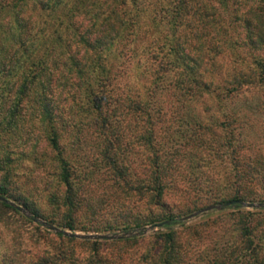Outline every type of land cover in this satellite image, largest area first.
<instances>
[{"label":"trees","instance_id":"1","mask_svg":"<svg viewBox=\"0 0 264 264\" xmlns=\"http://www.w3.org/2000/svg\"><path fill=\"white\" fill-rule=\"evenodd\" d=\"M215 2L0 0L2 181L16 176L13 156L31 163L48 159L55 182L63 188L61 207L67 212L58 215L57 226L73 231L85 181L100 171L108 183L91 199L83 194L91 204L132 213L125 215L123 230L157 223L166 228L151 237L111 240L104 255L100 242L63 232L54 234L59 244L53 251L39 247L32 230L29 241L36 246L15 242L10 264L202 263L197 231L172 226L185 213L252 196L243 187L246 162L233 174L240 183L238 192L215 201L211 184L218 157L216 123L202 125L195 116L196 104L213 93L243 97L264 85L263 58L253 62L256 73L247 74L243 68L233 69L229 79L209 77L220 53L214 44L221 21ZM221 2L230 16L233 1ZM231 16L241 25L249 47L264 48V5L242 13L236 9ZM172 24L189 25L190 30L175 33ZM164 29L171 33L162 42ZM62 139L72 148L71 159L60 145ZM41 142L44 151L38 153ZM222 145L227 149L231 142L223 139ZM233 158L236 166L237 156ZM75 160L87 163L78 168ZM187 185H205L203 204L189 199ZM171 190L182 193L183 205H169L166 196ZM0 195L21 202L2 185ZM1 207L14 210L5 200ZM248 221L249 252L237 250L241 264L256 260L259 250ZM136 245L142 246L140 251Z\"/></svg>","mask_w":264,"mask_h":264},{"label":"rangeland","instance_id":"2","mask_svg":"<svg viewBox=\"0 0 264 264\" xmlns=\"http://www.w3.org/2000/svg\"><path fill=\"white\" fill-rule=\"evenodd\" d=\"M221 1L215 2V6L218 7L215 13L221 21L218 24L217 41L214 42L219 47L220 53L215 58L216 68L212 73L210 72L209 77L212 80H221L228 75L229 79L233 69L243 68L247 69V74L256 73L257 67L253 62L264 59V48L253 49L248 46L241 25L238 21H234L231 14L236 9L242 13L250 7L264 5V0H229L230 3L233 1V4H230V10L233 11L230 16L223 11ZM171 28L174 32L181 33L190 30L189 25L175 27L172 24ZM170 33L171 30H162L161 41L169 40ZM112 58L110 57L108 62L113 65L115 60ZM137 79L139 80L138 76ZM130 81L138 86L140 84L135 79ZM261 87V89L248 92L243 97L226 96V92L222 91L218 92L215 97L213 93V97L205 96L203 101L196 104L195 116L202 125L208 122L216 123L218 157L213 176L214 183L211 184V193L214 194L215 201L231 198L234 193L238 192L237 188L240 183L233 177V174L236 172L235 169L241 170V163L246 162L247 183H244L243 187H247L248 194L252 196L251 199L238 200L229 204L227 202L215 203L199 211L185 213L178 219V223L172 226L174 229L188 227L191 228L189 231L192 229L197 231L196 236L201 246L199 248L200 257L204 258L201 264H241L238 255L240 253L237 250L239 249L242 253L246 249L245 254L249 252L247 230L245 232L249 219L252 221L254 242L259 248L256 260H250L249 264H264V85ZM223 139L231 142L227 149L222 145ZM60 145L65 155L71 159L72 148L63 142V139L60 140ZM42 151H44V144L41 142L38 144L37 152L42 153ZM45 151L48 153L49 150ZM235 155L238 162L236 166L233 162ZM13 158L15 159L13 172L16 176L10 177L8 182L4 183L0 174V185L5 186L12 196L20 197L18 200L21 202L17 203L13 201V197L6 198L0 195V201L5 200L14 208V210L0 208V264H10L11 250L15 242L27 244L29 248L36 246L29 241L32 230L38 236L32 238L39 247L53 251V248H57L59 244L58 240L53 237L54 234L63 232L66 236L100 242L102 255L111 249L112 244H108L111 240L130 237L146 238L166 231V228L159 223L123 230L121 227L127 220L125 215L130 216L132 213L121 214L115 208L107 209L100 203L91 204L84 195L91 199L97 196L108 183L107 178L100 171L85 181L86 186L83 189L86 191L80 194L82 203L74 213L73 231L60 228L57 226L60 218L58 215L64 216L67 213L61 207L63 188L55 182L56 178L53 177V169L48 159L31 163L25 160L19 161L17 156ZM83 162L87 163V161ZM83 162L75 160L74 166L80 168ZM204 186L187 185L186 191L189 193V199L202 203L205 196L203 192L206 190ZM181 194L179 190H171L166 196L169 205H183ZM85 201L88 203L85 204ZM23 202L26 206L20 205ZM32 210L36 211V215L32 213ZM24 217L32 219L27 222L24 221ZM186 234L187 232L183 234V237H186ZM135 248L138 251L142 246L136 245ZM210 257L214 258L213 262H208Z\"/></svg>","mask_w":264,"mask_h":264}]
</instances>
